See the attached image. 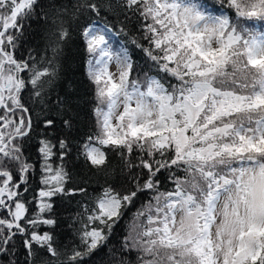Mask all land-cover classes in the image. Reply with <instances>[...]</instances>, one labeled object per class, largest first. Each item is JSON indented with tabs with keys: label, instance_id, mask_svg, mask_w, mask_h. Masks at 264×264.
<instances>
[{
	"label": "trees",
	"instance_id": "1",
	"mask_svg": "<svg viewBox=\"0 0 264 264\" xmlns=\"http://www.w3.org/2000/svg\"><path fill=\"white\" fill-rule=\"evenodd\" d=\"M194 1L212 14H227L225 37L232 36V41L220 57L212 52L199 61L201 51L178 27L165 31L160 22L166 18L164 10H149L146 0H37L30 14L20 19L12 52L25 65L21 100L31 127L14 143L30 163L35 162L41 143L57 148L66 176L61 190H54L49 205L41 208L34 201L43 176L41 166L34 163L35 173L23 182L15 160L9 162L0 155V172H9L12 182H18L22 199L29 202L24 216L15 222L6 207L2 210L10 224L0 223V264H150L146 246L128 238L133 211L159 197L161 210L154 224L143 231L145 240L163 250L180 251L172 238L165 241L168 197L200 189L205 211L224 175L236 181L246 160L264 165V147L249 137L256 133L255 124L264 121V94L258 82L255 89L246 91L249 80L240 74L241 67L251 66L252 41L264 34V0ZM94 24L112 29L113 43L128 55L130 89L148 92L154 78L171 103L189 98L194 103L196 87L208 84L196 122L179 113V129L167 126L161 133L139 134L140 145L134 148L112 138L99 140L104 156L93 158L87 150L98 137L109 99L97 122L90 72L98 64L88 43V29ZM173 48L186 50L187 58L175 57ZM223 99L229 108L220 111L218 102ZM241 126L247 128L245 136L238 131ZM183 127L192 139L178 152L176 139ZM41 130L48 131L44 142L37 141L45 137ZM107 190L120 200L116 213L101 205ZM155 215L145 213L143 219L149 223ZM5 226L13 228L14 234L9 235ZM44 235L46 239L40 238ZM258 235L262 256L244 264H264V230ZM195 242L183 251L191 264H201Z\"/></svg>",
	"mask_w": 264,
	"mask_h": 264
},
{
	"label": "rangeland",
	"instance_id": "2",
	"mask_svg": "<svg viewBox=\"0 0 264 264\" xmlns=\"http://www.w3.org/2000/svg\"><path fill=\"white\" fill-rule=\"evenodd\" d=\"M146 1L149 10L153 8H156L157 11L164 10L166 18L161 19L160 22L165 31L167 29L171 30L172 25L178 27L182 36H185L188 42H192L202 52H199L201 54L199 61H203V57H208L212 52L219 54L220 57L221 51L232 41V36L225 37L226 13L212 14L207 10H202L200 4L194 0ZM2 2L3 0H0V6ZM31 8L21 12L20 18L28 16ZM3 13L8 18L12 17L10 5L4 9ZM185 23V30L182 31ZM114 38L113 30L106 25L94 24L88 29V43L94 48L96 53L95 63L98 64L93 69L94 72H90L95 86L96 104L94 113L97 116V122L106 97L110 98L111 101V106L103 109L102 127L98 126V137L93 139L95 142L92 141L87 150L96 159H101L104 156L99 140L112 138L114 142L122 143L128 148H134L136 143L140 145L138 141L139 134L146 132L161 133L167 126L179 129V113L184 119L194 124L203 106L202 99L205 98L209 90L208 84L198 85L196 91L192 93V96L194 98L196 96V99H198L197 102L192 103L191 101L194 99L189 98L171 103L169 97L165 94L164 88L154 78L150 80V91L148 92L139 87L130 89L128 83L130 70L128 55L118 44L113 43ZM173 49L175 50V48ZM252 49L251 56L254 57L256 63H262L264 61V34L259 35L252 41ZM174 52L175 57L187 58L186 50L180 51V49H177ZM195 63H197V60H195ZM244 67H241L240 74L243 80H249V83L245 85L246 91H252L257 87L259 80L258 67ZM260 89L264 91L262 88ZM237 100L240 101V97ZM218 107L220 111H225L229 108V104H225L223 99L218 102ZM238 131L242 136H245L248 132L244 126L239 127ZM47 132L41 130L40 133L44 134L45 137L40 136L37 141H46ZM179 132L181 137L178 136L176 139L177 149L178 152H182L186 144L190 143L192 137L187 134L185 127ZM134 134L136 135L131 136ZM249 137L253 144L264 147V121L261 123L260 131ZM21 151L18 143H12L3 152V156L8 157L9 162L15 160L19 165L23 182H26L28 174L33 175V172L35 173L34 163L41 166L42 170L40 169V171L43 176L40 179V188L37 190L34 201L41 208H45L49 205L52 192L61 190V183L66 176L62 153L55 147L41 143L37 153H35V156L33 155L35 162L30 163L25 161L27 156L23 154L24 151ZM27 151L31 153L30 149ZM52 157L53 159H51ZM241 168V181H235V177L233 179L229 175H224L220 180L221 186L214 195L210 229L203 237V251L207 255L205 264H244L262 256L263 250L258 233L264 230V165L255 159L253 161L251 159V161L246 160ZM9 175V172L4 171L0 176V188L5 185L4 190L1 191L0 204H3L0 205V223L7 224H10L8 214L6 213L5 216L2 213L4 202L7 201L5 194L12 196L14 192L13 185L7 186ZM15 184L17 185L18 182H15ZM17 190L18 196L14 199L11 210L14 222L24 216L29 206V202L24 201L20 195L22 191L19 188ZM193 191L183 194L178 192L168 197L171 207H168L164 221L170 235L168 236L166 233L165 241L172 238V241L181 248L180 251L163 250L154 243L145 240L143 231L154 224L157 219L155 214H158L161 210L158 203L159 197L155 196L154 200L145 203V205L132 212L128 238L134 244L136 241H140L142 245L146 246L150 264H157L154 262L168 264L167 261L191 264L183 250H187L195 236L200 234L201 221L204 216L203 202L200 200L199 194L200 189L199 193ZM124 200L128 201L129 195L126 194ZM119 204L120 200L107 190L106 196L101 201L103 208L116 213ZM145 213H149V215L152 213L155 218L147 223L143 219ZM5 228L9 235L14 234L13 228L8 226H5ZM33 237L39 238V235L34 234ZM40 238L46 239L45 235L40 236ZM207 250L209 251L207 252Z\"/></svg>",
	"mask_w": 264,
	"mask_h": 264
},
{
	"label": "flooded vegetation",
	"instance_id": "3",
	"mask_svg": "<svg viewBox=\"0 0 264 264\" xmlns=\"http://www.w3.org/2000/svg\"><path fill=\"white\" fill-rule=\"evenodd\" d=\"M35 2L36 0H3L0 6V155L16 138L25 136L31 127L28 109L21 100L25 65L23 61L15 58L12 42L14 31L22 24L21 12L30 9ZM9 5L12 12L10 18L3 13ZM2 173L0 172V176ZM7 179V186L13 185L14 192L12 196L5 194L7 201L4 202L3 208L8 209L7 213L12 218V204L18 196L19 187L12 182L10 175Z\"/></svg>",
	"mask_w": 264,
	"mask_h": 264
},
{
	"label": "water",
	"instance_id": "4",
	"mask_svg": "<svg viewBox=\"0 0 264 264\" xmlns=\"http://www.w3.org/2000/svg\"><path fill=\"white\" fill-rule=\"evenodd\" d=\"M28 122H29V125H30V119H29V116H28ZM4 187H5V185L2 186V187L0 188V192L4 189ZM0 201H1V196H0Z\"/></svg>",
	"mask_w": 264,
	"mask_h": 264
}]
</instances>
